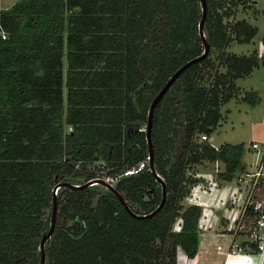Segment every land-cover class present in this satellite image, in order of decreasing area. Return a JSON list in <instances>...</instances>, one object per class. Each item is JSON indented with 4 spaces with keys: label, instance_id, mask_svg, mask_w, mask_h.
<instances>
[{
    "label": "trees",
    "instance_id": "trees-1",
    "mask_svg": "<svg viewBox=\"0 0 264 264\" xmlns=\"http://www.w3.org/2000/svg\"><path fill=\"white\" fill-rule=\"evenodd\" d=\"M240 1L207 0L211 45L249 41L257 32L246 18L224 19ZM201 14V0H16L0 7L7 31L0 32V264H40L57 181L106 174L117 178L135 211L157 206L163 186L149 162L125 170L147 158L153 96L203 49ZM224 55L225 70H215L212 81H203L207 54L155 106L151 137L164 204L139 217L109 187L62 185L46 264H177L179 245L196 255L202 208L192 202L182 209L181 202L195 181L188 163L221 159L223 179L246 167L243 142L216 146L199 136L217 126L236 78L259 61L254 53ZM244 98L258 99L254 90ZM97 159L105 160V173L90 166ZM179 214L182 224L174 229Z\"/></svg>",
    "mask_w": 264,
    "mask_h": 264
},
{
    "label": "rangeland",
    "instance_id": "rangeland-1",
    "mask_svg": "<svg viewBox=\"0 0 264 264\" xmlns=\"http://www.w3.org/2000/svg\"><path fill=\"white\" fill-rule=\"evenodd\" d=\"M238 18H246L255 24L257 32L249 41L238 40L233 37L234 39L225 47L211 45L208 52L210 61L203 66L205 77L203 81L209 83L212 81L215 70H225L224 52L226 51L254 53L259 57L258 63L250 71L236 78L238 87L235 88V94L221 104L222 114L217 126L211 130L210 138V142L216 145L225 141L243 142L246 148L243 157L249 163L254 156L251 148L252 140L264 141V0H242L238 3L235 12L225 16L224 19L233 22ZM250 90L256 91L257 101L244 98L245 93ZM199 136L202 138L201 135ZM146 157L149 159L148 154ZM224 164L221 159L209 160L205 158L188 163L186 168V174L194 177L195 181L188 193L181 199L182 209L192 201L198 202L199 200L198 203H202L201 208L203 207L201 211H207L206 216H204L205 219L203 217L204 223L213 231L226 229L223 224L222 228L220 226L216 228L218 226L217 218L227 220L229 217L230 222L228 224L232 225L243 197V190L239 186L240 174L235 175L232 179L217 177L218 172L224 169ZM104 165L105 160L97 159L90 166L95 167L97 172H104L107 169ZM100 169H104V171H100ZM103 176L112 182H116V177L106 174ZM100 187L102 191H105L107 186L100 184ZM61 188L62 185L59 186L58 190ZM211 191H213L212 194H205V192ZM211 205L214 206L213 210ZM210 210L213 211V214L209 212ZM181 224L182 216L179 214L172 226L174 229H179ZM202 230L203 228L199 227V231ZM225 240L224 235H219L217 241L224 242ZM184 253L182 246L179 245L177 249L179 264H187V257Z\"/></svg>",
    "mask_w": 264,
    "mask_h": 264
},
{
    "label": "built area",
    "instance_id": "built-area-1",
    "mask_svg": "<svg viewBox=\"0 0 264 264\" xmlns=\"http://www.w3.org/2000/svg\"><path fill=\"white\" fill-rule=\"evenodd\" d=\"M0 32L6 36L0 17ZM201 137L211 141V133L204 131ZM253 159L246 162L240 173L239 186L243 190L242 201L232 225L219 230L225 236L224 242L217 244L223 254V264H231V257L241 255L244 262L236 264H264V141L252 140ZM148 162L145 158L136 167L125 170L133 171ZM253 257H255L253 261Z\"/></svg>",
    "mask_w": 264,
    "mask_h": 264
},
{
    "label": "water",
    "instance_id": "water-1",
    "mask_svg": "<svg viewBox=\"0 0 264 264\" xmlns=\"http://www.w3.org/2000/svg\"><path fill=\"white\" fill-rule=\"evenodd\" d=\"M202 3V14L199 19V33L200 36L203 40V49L199 54H196L186 61H184L169 77L168 79L164 82V84L160 87V89L156 92V94L153 96L150 106H149V111H148V119H147V129H146V137L148 141V157H149V167L151 170L156 174V178L159 179L162 182L163 186V194L160 202L157 204L155 208H153L150 211L147 212H138L135 211L125 198V196L116 188L115 182L110 181L106 176H94L91 177L83 182H72L69 180H63V181H57L54 186H53V203H52V212H51V222L50 226L47 230H45L41 236L40 239V251H41V257H40V264H46V239L51 235V233L54 230L55 223H56V216H57V211H58V198H57V193H58V188L61 185H70L72 187L76 188H83L86 187L87 185L93 184V183H98V184H105L107 187L111 188L120 198V200L124 203L125 207L132 212L134 215L139 216V217H146L154 214L163 204L166 199V187H165V179L159 173L156 169L155 162H154V146H153V141L151 137V131H152V123H153V113L156 104L159 102L163 94L167 91V89L170 87L172 82L180 75V73L191 63L198 61L205 57L209 50H210V42L207 39L206 32H205V20H206V15L208 11V4L207 0H201Z\"/></svg>",
    "mask_w": 264,
    "mask_h": 264
},
{
    "label": "crops",
    "instance_id": "crops-1",
    "mask_svg": "<svg viewBox=\"0 0 264 264\" xmlns=\"http://www.w3.org/2000/svg\"><path fill=\"white\" fill-rule=\"evenodd\" d=\"M15 1L16 0H0V7H8L12 3H14ZM63 63H64V69H66V66H67V57L66 56H64ZM64 93H66V87L64 88ZM214 145H216V144H214ZM216 146H218V145H216ZM217 177H218V174H217ZM218 178H220V177H218ZM212 193H213V191L205 192V194H212ZM198 202H199V200H198ZM201 204L202 203H200V205ZM211 206H212L211 209L213 210L214 206L213 205H211ZM212 210H210L209 212H212V214H213ZM206 214H207V211L206 212H205V210L203 212L201 211L202 218L200 215L199 221H198L199 227H202L203 230L200 232L199 247H198V251H197L196 255L193 257H189L186 253H184V255L187 257V261H186L187 264H222V262L224 260L223 254L217 250V244L219 243L217 240L219 239V235H223V234H221L219 230L213 231L212 229H210L208 227L207 224L204 223L205 220H203V217L206 216ZM204 219H205V217H204ZM228 219H229V217L227 218V220L226 219H220L219 220V218H217L218 226H216V228H219V226H220V228H222L223 227L222 224L224 225V227L229 226L228 223L230 221ZM230 259H231V261H230L231 264H236V263L244 262L245 259H247V258L244 256H241V255H237V256L231 257ZM254 259H255V257H253V261H254ZM177 262L179 264V260Z\"/></svg>",
    "mask_w": 264,
    "mask_h": 264
}]
</instances>
